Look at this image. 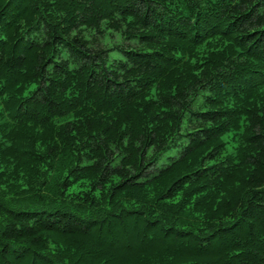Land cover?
Instances as JSON below:
<instances>
[{"label": "trees", "instance_id": "16d2710c", "mask_svg": "<svg viewBox=\"0 0 264 264\" xmlns=\"http://www.w3.org/2000/svg\"><path fill=\"white\" fill-rule=\"evenodd\" d=\"M0 264H264V0H0Z\"/></svg>", "mask_w": 264, "mask_h": 264}]
</instances>
